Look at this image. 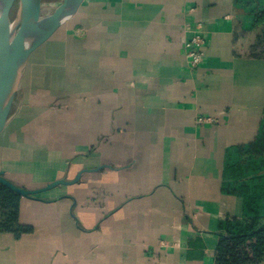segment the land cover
<instances>
[{
    "label": "crops",
    "instance_id": "crops-1",
    "mask_svg": "<svg viewBox=\"0 0 264 264\" xmlns=\"http://www.w3.org/2000/svg\"><path fill=\"white\" fill-rule=\"evenodd\" d=\"M0 172L81 175L21 199L0 264H215L228 220L264 219V0H85L29 59Z\"/></svg>",
    "mask_w": 264,
    "mask_h": 264
},
{
    "label": "water",
    "instance_id": "water-1",
    "mask_svg": "<svg viewBox=\"0 0 264 264\" xmlns=\"http://www.w3.org/2000/svg\"><path fill=\"white\" fill-rule=\"evenodd\" d=\"M85 0H62L49 15L43 16V0H0V134L5 130L20 91L21 79L32 53L50 40L79 11ZM17 4V12L11 13ZM74 181H57L39 190L22 189L0 172V184L22 198L34 197Z\"/></svg>",
    "mask_w": 264,
    "mask_h": 264
},
{
    "label": "trees",
    "instance_id": "trees-1",
    "mask_svg": "<svg viewBox=\"0 0 264 264\" xmlns=\"http://www.w3.org/2000/svg\"><path fill=\"white\" fill-rule=\"evenodd\" d=\"M21 199L0 184V234L19 238L31 231L19 222ZM215 264H264V219L254 215L228 220L217 247Z\"/></svg>",
    "mask_w": 264,
    "mask_h": 264
},
{
    "label": "built area",
    "instance_id": "built-area-1",
    "mask_svg": "<svg viewBox=\"0 0 264 264\" xmlns=\"http://www.w3.org/2000/svg\"><path fill=\"white\" fill-rule=\"evenodd\" d=\"M204 39L200 33H194V35L185 44L186 57L192 68H197L204 57ZM215 120L213 118L199 119L200 123H213Z\"/></svg>",
    "mask_w": 264,
    "mask_h": 264
},
{
    "label": "rangeland",
    "instance_id": "rangeland-1",
    "mask_svg": "<svg viewBox=\"0 0 264 264\" xmlns=\"http://www.w3.org/2000/svg\"><path fill=\"white\" fill-rule=\"evenodd\" d=\"M62 0H43V5H42V14L43 16H47L51 14L60 4ZM17 12V4L14 6L11 17L12 19L15 17ZM16 105V103H15ZM15 111V106L13 108L12 113Z\"/></svg>",
    "mask_w": 264,
    "mask_h": 264
}]
</instances>
